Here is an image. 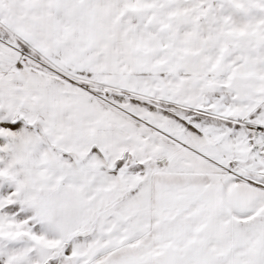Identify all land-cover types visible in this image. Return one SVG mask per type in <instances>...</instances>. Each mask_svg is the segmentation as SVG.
<instances>
[{
  "label": "snow or ice",
  "instance_id": "6c2138e0",
  "mask_svg": "<svg viewBox=\"0 0 264 264\" xmlns=\"http://www.w3.org/2000/svg\"><path fill=\"white\" fill-rule=\"evenodd\" d=\"M0 264H264V0H0Z\"/></svg>",
  "mask_w": 264,
  "mask_h": 264
}]
</instances>
